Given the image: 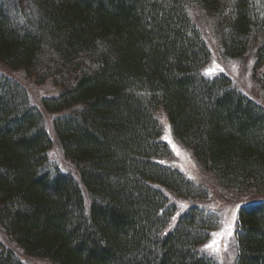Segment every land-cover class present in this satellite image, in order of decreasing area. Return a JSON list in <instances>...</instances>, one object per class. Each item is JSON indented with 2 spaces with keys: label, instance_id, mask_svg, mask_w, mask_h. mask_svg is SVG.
I'll list each match as a JSON object with an SVG mask.
<instances>
[{
  "label": "trees",
  "instance_id": "trees-1",
  "mask_svg": "<svg viewBox=\"0 0 264 264\" xmlns=\"http://www.w3.org/2000/svg\"><path fill=\"white\" fill-rule=\"evenodd\" d=\"M209 19L222 56L262 69L264 0H0V65L59 91L30 106L0 74V229L45 264H217L199 252L216 220L193 206L167 230L169 195L204 196L162 158L173 138L229 193H264V108L226 75L193 21ZM78 173L49 163L52 141ZM235 264H264V202L238 212ZM0 264H23L0 247Z\"/></svg>",
  "mask_w": 264,
  "mask_h": 264
},
{
  "label": "rangeland",
  "instance_id": "rangeland-1",
  "mask_svg": "<svg viewBox=\"0 0 264 264\" xmlns=\"http://www.w3.org/2000/svg\"><path fill=\"white\" fill-rule=\"evenodd\" d=\"M193 21L199 26L203 38L210 52L209 62L204 67V74L208 77L226 75L234 87L264 108V92L259 87L262 69H253L254 57L250 50L245 57L240 59L222 56L217 38H215L210 21L197 9L191 10ZM0 74L14 80L27 93L31 107L41 111V99L56 95L59 89L50 80L36 83L21 71H10L0 65ZM156 118L162 126L161 140L168 146V153L162 161L181 172L190 182L195 184L199 191H204V196L196 199H180L169 195V203L175 208L167 230L173 228L177 218L193 206H197L205 214L212 215L216 220V227L209 233L207 241L200 246L199 252L210 257L217 264H235L237 255L238 212L241 208H250L264 202V193H245L234 195L225 188L218 187L214 180L192 156L191 152L177 142L170 131L168 121L161 110L156 112ZM52 116L45 115V128L51 138L52 146L48 152L49 163L57 166L62 172H67L78 179L76 169L63 158L60 147L51 126ZM207 245H212L207 248ZM0 246L10 248L16 257L26 264H45L43 260L24 256L11 241L4 236L0 229Z\"/></svg>",
  "mask_w": 264,
  "mask_h": 264
},
{
  "label": "bare ground",
  "instance_id": "bare-ground-1",
  "mask_svg": "<svg viewBox=\"0 0 264 264\" xmlns=\"http://www.w3.org/2000/svg\"><path fill=\"white\" fill-rule=\"evenodd\" d=\"M2 231V230H1ZM3 232V231H2ZM4 234V233H3ZM4 236H5V234H4ZM5 237H7V236H5ZM8 239V238H7ZM9 240V239H8ZM10 241V240H9ZM12 242V241H11ZM12 244L14 245V243L12 242ZM0 247H3V248H5V249H8V250H10V251H12L10 248H7V247H4V246H0ZM13 252V251H12ZM18 258V257H17ZM19 259V258H18ZM20 260V259H19ZM21 261V260H20ZM22 262V261H21ZM23 264H26V263H24L23 262Z\"/></svg>",
  "mask_w": 264,
  "mask_h": 264
},
{
  "label": "snow or ice",
  "instance_id": "snow-or-ice-1",
  "mask_svg": "<svg viewBox=\"0 0 264 264\" xmlns=\"http://www.w3.org/2000/svg\"><path fill=\"white\" fill-rule=\"evenodd\" d=\"M206 247H207V248H211V247H212V245H207Z\"/></svg>",
  "mask_w": 264,
  "mask_h": 264
}]
</instances>
